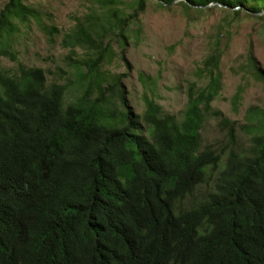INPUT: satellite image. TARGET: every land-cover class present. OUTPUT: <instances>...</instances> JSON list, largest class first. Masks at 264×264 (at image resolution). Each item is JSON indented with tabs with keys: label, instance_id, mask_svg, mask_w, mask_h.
<instances>
[{
	"label": "trees",
	"instance_id": "obj_1",
	"mask_svg": "<svg viewBox=\"0 0 264 264\" xmlns=\"http://www.w3.org/2000/svg\"><path fill=\"white\" fill-rule=\"evenodd\" d=\"M100 1L101 9L115 3ZM245 1L182 0L231 8ZM113 8L105 34L96 38L95 22H79L66 36L94 50L74 63L85 85L74 102L65 104L66 85H48L40 68L18 63L12 76L0 69V264H264V111L245 124L248 152L230 148L219 169L222 156L202 149L200 138L220 90L213 55L204 62L206 88L188 87L181 122L146 94L143 115L135 114L122 76L100 70L109 32L126 40L127 19ZM31 21L56 32L24 0L3 5L0 58L16 61L11 39ZM227 135L232 145V127ZM205 184L210 190L189 202Z\"/></svg>",
	"mask_w": 264,
	"mask_h": 264
},
{
	"label": "rangeland",
	"instance_id": "obj_2",
	"mask_svg": "<svg viewBox=\"0 0 264 264\" xmlns=\"http://www.w3.org/2000/svg\"><path fill=\"white\" fill-rule=\"evenodd\" d=\"M7 1L0 0V9ZM24 2L39 14L43 26L54 27L56 32L51 37L34 21L19 24L11 39V50L17 59L0 58L4 73L15 75L18 63L40 68L48 85H66L65 104L74 102L85 87L76 75L74 63L93 57L94 50L72 47L65 43L66 36L79 22L85 26L95 22L96 38L105 34L101 27H105V19L115 6L119 16L127 19L122 31L126 40L118 29L109 32L104 43L110 44V50L100 70L108 78L122 76L131 110L143 115L146 94L163 113L181 122L188 87L194 83L197 92L206 88L210 78L203 71L204 62L219 55L220 90L210 103V112L203 117L201 148L222 156L219 169L230 148L240 154L248 152L251 134L245 124L248 120L255 124L264 111V0H246L243 7L232 8L214 2L185 7L182 0L167 6L145 0L140 13L136 11L137 0H114L112 10L101 9L100 0ZM90 16L97 19L91 20ZM230 127L234 134L232 145L227 135ZM210 188V184L200 186L189 202L200 200Z\"/></svg>",
	"mask_w": 264,
	"mask_h": 264
}]
</instances>
